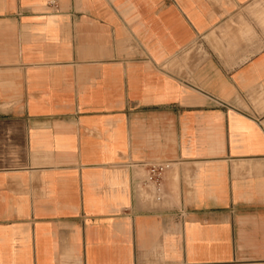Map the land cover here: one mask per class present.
Listing matches in <instances>:
<instances>
[{
  "label": "crops",
  "instance_id": "0c3cea01",
  "mask_svg": "<svg viewBox=\"0 0 264 264\" xmlns=\"http://www.w3.org/2000/svg\"><path fill=\"white\" fill-rule=\"evenodd\" d=\"M0 264H264V0H0Z\"/></svg>",
  "mask_w": 264,
  "mask_h": 264
},
{
  "label": "built area",
  "instance_id": "2783aa9c",
  "mask_svg": "<svg viewBox=\"0 0 264 264\" xmlns=\"http://www.w3.org/2000/svg\"><path fill=\"white\" fill-rule=\"evenodd\" d=\"M143 170V178L137 181L143 190L152 192L155 199H160L164 193V185L168 170L172 163L168 161H149L139 164Z\"/></svg>",
  "mask_w": 264,
  "mask_h": 264
}]
</instances>
